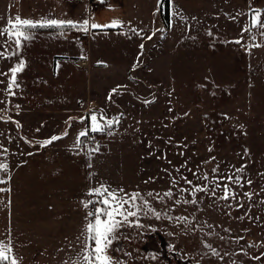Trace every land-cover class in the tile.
<instances>
[{
	"label": "rangeland",
	"instance_id": "374dc122",
	"mask_svg": "<svg viewBox=\"0 0 264 264\" xmlns=\"http://www.w3.org/2000/svg\"><path fill=\"white\" fill-rule=\"evenodd\" d=\"M60 1L71 4L74 15L77 12L74 22L89 20L88 0ZM38 8H43L38 0H0V28L17 15L37 21ZM28 9H32L29 17L23 13ZM256 11L264 13V0H171L170 25L161 8V17L152 27L157 42L142 65L144 77L136 81L132 93L119 96L115 104L120 108L108 118H118L119 123L102 133L89 132L77 147L80 128L69 129L65 127L69 123L61 119H41L43 137L55 132L64 138L58 145L32 149L29 130L23 127L36 121L0 114V161L9 166L0 178L6 175L8 180L32 154L50 149L66 155L81 151L92 189L104 185L125 198L134 193L141 197L136 204L144 227H135L137 218H129L132 224L120 228L109 249L114 260L122 264H264V29L244 31ZM98 14L109 12L103 9ZM31 33L34 38L26 47L42 43L38 33L55 35ZM238 40L241 43H235ZM255 44L261 46L250 47ZM5 49L11 53L15 46L0 36V52ZM22 58L21 50L9 59L0 58L2 105L9 68ZM78 64L86 66L83 60ZM14 90L19 94V84ZM94 107L86 108V117L94 111L98 114ZM89 136L99 137L101 144L89 145ZM97 147L99 151H90ZM225 185L230 189L227 200L221 198ZM194 187L207 191L193 197ZM193 198L197 203H184ZM97 200L91 197L90 212L101 206ZM3 206L0 198V242L9 244L2 225L16 219L4 218ZM15 228L14 224L12 239L20 235ZM12 244L11 255L18 264H34L35 247Z\"/></svg>",
	"mask_w": 264,
	"mask_h": 264
},
{
	"label": "crops",
	"instance_id": "0c3cea01",
	"mask_svg": "<svg viewBox=\"0 0 264 264\" xmlns=\"http://www.w3.org/2000/svg\"><path fill=\"white\" fill-rule=\"evenodd\" d=\"M92 1L99 3V8L93 13L89 11L90 23L106 25L120 21L123 26L89 28L86 39L79 37L84 31L78 29L66 31L64 35L55 32L53 36L37 31L33 33L43 36L42 43L36 48L24 45L21 49L26 67L17 76L20 92L13 89L14 95L6 93L5 104L0 103V114L9 119L36 121L23 127L29 130L32 149H41V144L53 136L62 138L49 146L58 145L64 138L55 132L51 137H43L41 119H61L63 124L69 123L65 127L83 131L87 129L86 119L81 122V118L86 117L84 112L88 106L95 105L94 110L98 114L103 111L106 118L115 117L120 108L116 106L119 96L132 93L138 84L136 81L144 77L142 65L157 42L155 36L147 37L156 32L152 27L161 17L158 0H123L124 6L120 0ZM168 2L171 21V0ZM38 3L43 8L37 9V21L42 18L75 21L77 12L74 15L71 4L60 0H38ZM103 9L109 15L100 17L97 11ZM23 13L29 17L32 9ZM82 60L86 66L78 64ZM9 80L8 77L5 81L6 92ZM14 101L20 105L15 106ZM72 119L80 120L71 123ZM50 150L32 154L8 180L6 175L0 178L4 181L0 183L4 218L16 219V223L2 225V235L9 234L10 245L15 241L30 249L35 247L31 258L34 264H74L82 260L84 246L89 243L85 231L92 197L88 195L92 190L86 172L88 164L81 151L66 155L59 149ZM84 203L89 206L85 208ZM14 224L20 231L19 236L14 235L16 239H12Z\"/></svg>",
	"mask_w": 264,
	"mask_h": 264
},
{
	"label": "snow or ice",
	"instance_id": "6c2138e0",
	"mask_svg": "<svg viewBox=\"0 0 264 264\" xmlns=\"http://www.w3.org/2000/svg\"><path fill=\"white\" fill-rule=\"evenodd\" d=\"M101 3H104V0H100ZM163 6V0H158L157 8L160 10ZM264 16V13L256 11L252 17L251 25L249 28L244 29V31H250L251 28H261L264 29V21L261 20V17ZM122 27V22L113 21L110 24L99 25L96 23H90L89 20H84L82 23L78 24L71 20H58V19H49L42 18L39 21H35L33 19H23L19 15L13 17H9L4 28H0V36H6L7 40L12 42L15 46V51L9 53L7 49L4 52H0V58L9 59L11 56H16L19 54L20 50L24 47L26 42L31 41L34 36L29 31L30 29L36 28H55L60 30V35H64V29H78L80 31H84L87 33L89 28L92 29H103L109 27ZM133 32H136L135 29H132ZM137 35H140L139 32H136ZM155 35L153 32L151 35L147 37V39H152ZM261 35L264 36V32H261ZM255 39V37H253ZM235 43H241V41H235ZM260 47L261 45L255 44L250 45V47ZM143 49V45L140 46ZM26 67V62L24 60H20L15 66H13L10 71V80L8 83L7 92L10 95H14L13 89L18 87L17 84V75L22 72ZM116 90L113 89V93ZM89 120L90 125L87 129L81 131L78 134V138L76 141V146L78 147L83 143L81 138H85L88 136L89 132L92 133H102L106 129L111 128L114 124L119 123L118 118L108 119L104 116L103 111L99 114L91 113L88 117L81 118V122L83 120ZM19 126V125H18ZM67 135V132L64 133ZM62 137L53 136L49 140L43 142L41 147H46L51 144L53 141L57 139H61ZM4 151H7L6 149ZM90 151H99V148L91 149ZM91 159V156H89ZM8 164L6 162L0 161V172H6L8 170ZM89 167L91 165L89 164ZM215 171V170H214ZM239 171H242L240 169ZM204 179L207 180V175L204 176ZM226 179L229 182H232V177H227ZM238 182V180H237ZM0 183H4L3 180H0ZM189 183H191L189 181ZM250 183V181H249ZM220 185L218 184L217 187ZM122 192L123 190H119ZM199 191H207L206 187H194L192 191L193 197L196 192ZM230 189L227 185L224 186V195L221 197L222 199L227 200L229 198ZM89 196L99 197V200L95 201L96 204L101 206L95 207L94 211L88 213L89 222L86 225V233L87 240L90 243H86L84 246V252L82 256V260L75 261L74 264H122V262L114 260V258L109 255V249L111 248L113 241L118 238L117 233L120 228L125 224H132L129 220L130 217L137 218L135 222V227L141 228L144 227L139 223L138 213L140 211L136 201L140 199L139 193H134L125 198L124 196L119 195L117 192L110 190L108 187L101 185L99 188L92 189L88 193ZM149 196L153 195L152 193L148 194ZM166 196L171 197L172 193H165ZM233 198H234V194ZM250 195V194H248ZM184 203H197L196 199L193 198L191 201H184ZM145 204L147 202L145 201ZM125 205L128 207L126 208ZM85 208L89 206L88 203H84ZM135 208V210H130ZM149 211L154 212L156 218H160L159 213H155L154 209L149 208ZM187 218L178 217L177 220H186ZM206 247H210V245H205ZM12 247L10 244H4L0 242V264H18V261L14 256L11 255ZM214 254H217L214 252ZM155 258V257H153Z\"/></svg>",
	"mask_w": 264,
	"mask_h": 264
},
{
	"label": "built area",
	"instance_id": "2783aa9c",
	"mask_svg": "<svg viewBox=\"0 0 264 264\" xmlns=\"http://www.w3.org/2000/svg\"><path fill=\"white\" fill-rule=\"evenodd\" d=\"M89 11L90 13H93L95 10H97L99 8V4L98 3H95L94 1H91L89 3ZM88 35L89 33H81V37L82 38H88ZM88 144L91 145V146H99L101 144V139L97 136H89L88 138Z\"/></svg>",
	"mask_w": 264,
	"mask_h": 264
},
{
	"label": "trees",
	"instance_id": "16d2710c",
	"mask_svg": "<svg viewBox=\"0 0 264 264\" xmlns=\"http://www.w3.org/2000/svg\"><path fill=\"white\" fill-rule=\"evenodd\" d=\"M163 3L165 4V6L163 8V12H164V20L165 22L168 24L169 23V2L168 0H165L163 1ZM73 29H64L63 31L66 32V31H72ZM29 31H32V32H37V31H41V32H44V31H49V32H60V30L58 29H55V28H36V29H30Z\"/></svg>",
	"mask_w": 264,
	"mask_h": 264
}]
</instances>
